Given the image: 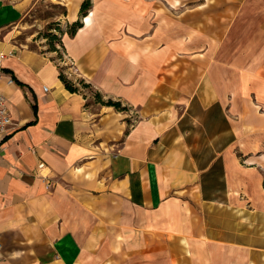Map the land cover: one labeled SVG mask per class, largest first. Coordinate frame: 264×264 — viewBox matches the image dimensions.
I'll return each mask as SVG.
<instances>
[{"label":"crops","instance_id":"0c3cea01","mask_svg":"<svg viewBox=\"0 0 264 264\" xmlns=\"http://www.w3.org/2000/svg\"><path fill=\"white\" fill-rule=\"evenodd\" d=\"M38 1L0 0V264H264V0H53L61 64L4 36Z\"/></svg>","mask_w":264,"mask_h":264},{"label":"rangeland","instance_id":"374dc122","mask_svg":"<svg viewBox=\"0 0 264 264\" xmlns=\"http://www.w3.org/2000/svg\"><path fill=\"white\" fill-rule=\"evenodd\" d=\"M17 1V0H11ZM53 0H39L38 3L31 7L26 14V20L19 25H16L12 32L8 31L4 36L10 34L9 40L13 47L20 49H35L40 50L47 56L49 49L57 47L58 62L64 61V48L61 43L62 34L71 31V25H66L64 22L58 20L62 18L66 12L63 5L52 2ZM61 66V65H60ZM61 72L69 79L65 69L61 67ZM81 86L96 95V90L86 83L77 85Z\"/></svg>","mask_w":264,"mask_h":264},{"label":"trees","instance_id":"16d2710c","mask_svg":"<svg viewBox=\"0 0 264 264\" xmlns=\"http://www.w3.org/2000/svg\"><path fill=\"white\" fill-rule=\"evenodd\" d=\"M91 4V1L90 0H84L83 4H82V8H81V11H85L89 8ZM82 25L81 21L78 20V21H75L73 24H71V31H70V34H74L76 32V30ZM0 70H3L5 72H10V69L8 68H4V67H1L0 66ZM60 77L61 79L64 81L66 87L71 90V91H76L78 89L77 86L74 85V83L68 79L63 72L60 73ZM87 85V84H86ZM106 104L108 105H113L115 106L116 108L118 109H121V110H124V109H127L126 106H122L121 102L120 101H116V100H113V99H109L107 101H104ZM35 107V105H34Z\"/></svg>","mask_w":264,"mask_h":264},{"label":"built area","instance_id":"2783aa9c","mask_svg":"<svg viewBox=\"0 0 264 264\" xmlns=\"http://www.w3.org/2000/svg\"><path fill=\"white\" fill-rule=\"evenodd\" d=\"M4 56V54H2ZM11 118L9 114V107L7 104L6 94L0 90V141L6 138L9 132ZM45 162L41 161L39 167H44ZM51 182L48 183L50 185Z\"/></svg>","mask_w":264,"mask_h":264}]
</instances>
